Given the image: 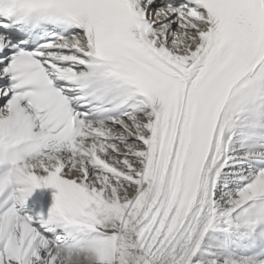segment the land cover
I'll use <instances>...</instances> for the list:
<instances>
[{"label": "snow or ice", "instance_id": "6c2138e0", "mask_svg": "<svg viewBox=\"0 0 264 264\" xmlns=\"http://www.w3.org/2000/svg\"><path fill=\"white\" fill-rule=\"evenodd\" d=\"M0 264H264V0H0Z\"/></svg>", "mask_w": 264, "mask_h": 264}, {"label": "bare ground", "instance_id": "6f19581e", "mask_svg": "<svg viewBox=\"0 0 264 264\" xmlns=\"http://www.w3.org/2000/svg\"><path fill=\"white\" fill-rule=\"evenodd\" d=\"M33 199L39 202L38 210L42 208L44 211H46L47 207L50 205L49 197L45 192H37Z\"/></svg>", "mask_w": 264, "mask_h": 264}]
</instances>
